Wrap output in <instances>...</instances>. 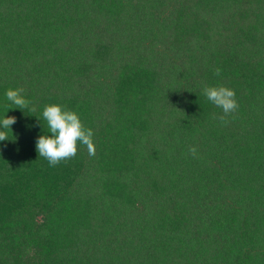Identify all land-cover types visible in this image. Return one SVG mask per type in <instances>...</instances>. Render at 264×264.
Returning a JSON list of instances; mask_svg holds the SVG:
<instances>
[{
  "label": "trees",
  "instance_id": "obj_1",
  "mask_svg": "<svg viewBox=\"0 0 264 264\" xmlns=\"http://www.w3.org/2000/svg\"><path fill=\"white\" fill-rule=\"evenodd\" d=\"M205 85L235 91L227 125ZM48 104L94 156L38 155ZM9 116L0 264H264V0H0Z\"/></svg>",
  "mask_w": 264,
  "mask_h": 264
},
{
  "label": "clouds",
  "instance_id": "obj_2",
  "mask_svg": "<svg viewBox=\"0 0 264 264\" xmlns=\"http://www.w3.org/2000/svg\"><path fill=\"white\" fill-rule=\"evenodd\" d=\"M221 74L220 68L214 69V75ZM23 88H9L5 92L6 99L19 109H25L30 101L23 95ZM203 95L214 106L220 108L223 115L217 117L222 125L229 122L227 117L238 109L235 99L236 93L226 86H208L203 88ZM7 107V106H6ZM35 111V109H32ZM43 118L47 123L48 131L51 135H41L36 141V151L39 156L44 157L50 167H55L61 161L72 159L77 153V143L86 146L89 156L95 155V145L93 141V131L86 128L81 122L78 114L68 110L59 104H48L44 106ZM16 122L15 117L9 116L0 121V141L8 140L10 126ZM189 154L193 157L197 154L195 146H189Z\"/></svg>",
  "mask_w": 264,
  "mask_h": 264
}]
</instances>
